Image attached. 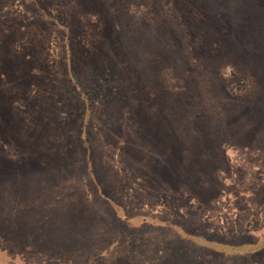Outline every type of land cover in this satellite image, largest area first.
<instances>
[{"label": "rangeland", "instance_id": "1", "mask_svg": "<svg viewBox=\"0 0 264 264\" xmlns=\"http://www.w3.org/2000/svg\"><path fill=\"white\" fill-rule=\"evenodd\" d=\"M0 264H264V0H0Z\"/></svg>", "mask_w": 264, "mask_h": 264}, {"label": "trees", "instance_id": "2", "mask_svg": "<svg viewBox=\"0 0 264 264\" xmlns=\"http://www.w3.org/2000/svg\"><path fill=\"white\" fill-rule=\"evenodd\" d=\"M177 228L183 230V228H181V227H178V226H177ZM186 233H187V232H186ZM231 256H232V257H236V258H238L239 253H232Z\"/></svg>", "mask_w": 264, "mask_h": 264}]
</instances>
